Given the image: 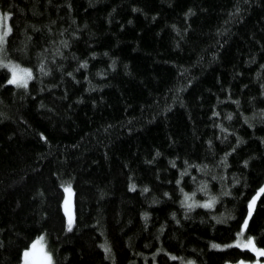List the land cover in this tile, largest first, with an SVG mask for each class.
Here are the masks:
<instances>
[{
    "label": "trees",
    "instance_id": "16d2710c",
    "mask_svg": "<svg viewBox=\"0 0 264 264\" xmlns=\"http://www.w3.org/2000/svg\"><path fill=\"white\" fill-rule=\"evenodd\" d=\"M5 12L0 60L32 75L15 86L0 66V264L41 235L52 264L264 262L230 244L264 182V0ZM247 220L264 248V193Z\"/></svg>",
    "mask_w": 264,
    "mask_h": 264
},
{
    "label": "snow or ice",
    "instance_id": "6c2138e0",
    "mask_svg": "<svg viewBox=\"0 0 264 264\" xmlns=\"http://www.w3.org/2000/svg\"><path fill=\"white\" fill-rule=\"evenodd\" d=\"M11 16V13L5 12L0 14V43L4 42L5 37L9 32H11V26L7 24V18ZM0 66L7 67L11 73V76L5 83H11L17 86L27 85V80L31 78L32 70L30 68H22L20 65L13 63L12 61H3L0 60ZM245 164L247 161L244 162ZM179 182V181H178ZM65 191L69 192V196L65 197L64 200V210L66 215L68 216V228L72 227V213L70 210V186L65 187ZM261 193H264V185H261L259 189L256 191L254 195H252L251 199L248 201V215L251 216L252 209L255 201L260 196ZM167 195V193H165ZM189 194L185 193V197ZM214 199V197H213ZM248 223L247 218L244 219V226ZM241 233H237V237L239 238ZM44 237L43 235L38 236L35 240L32 241L31 247H26L23 251V264H52V256L51 253L45 250V246L42 243ZM234 243H240L239 240L234 241ZM214 247H227V245L213 244ZM241 247L251 248L253 252L257 254V256L264 255V248L257 247L252 237H248L246 242L240 243ZM105 249L106 252L109 251V248L106 245H101ZM191 264V262H189ZM238 264H244V261L238 262ZM253 264H260V261H254Z\"/></svg>",
    "mask_w": 264,
    "mask_h": 264
},
{
    "label": "rangeland",
    "instance_id": "374dc122",
    "mask_svg": "<svg viewBox=\"0 0 264 264\" xmlns=\"http://www.w3.org/2000/svg\"><path fill=\"white\" fill-rule=\"evenodd\" d=\"M1 14V13H0ZM3 43H0V47L2 46ZM9 70V69H8ZM10 72V71H9ZM10 76H11V73H10ZM14 85V84H13ZM17 86V85H15ZM21 86V85H20ZM263 185H264V182H263ZM69 187V186H67ZM71 189V192H70V210H71V213H72V221H73V207H72V196H73V191H72V188L70 187ZM69 196V192L65 191V188H64V193H63V198H62V208H63V211H64V214H65V219H66V223L68 225V216L66 215L65 213V210H64V200H65V197H68ZM245 218H248V212H247V215ZM73 223V222H72ZM244 229H245V226H244V221L242 222L241 224V227H240V230H239V233H241L240 237H236L230 244L232 245H235V246H238V247H241L240 246V243H243V242H246L248 238L245 237L244 235ZM45 239H43L42 243L44 244L45 246V250L48 251L47 249V246H46V243L44 241ZM239 240L240 243H234V241H237ZM31 247V245H30ZM242 248H247V247H242ZM49 252V251H48ZM20 264H23V256H22V259H21V262ZM186 264H189V263H186ZM260 264H264V262L260 263Z\"/></svg>",
    "mask_w": 264,
    "mask_h": 264
}]
</instances>
